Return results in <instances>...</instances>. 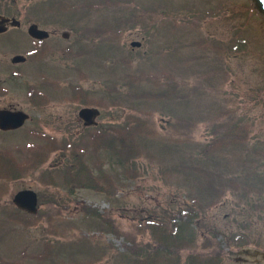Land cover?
<instances>
[{
  "label": "rangeland",
  "instance_id": "obj_1",
  "mask_svg": "<svg viewBox=\"0 0 264 264\" xmlns=\"http://www.w3.org/2000/svg\"><path fill=\"white\" fill-rule=\"evenodd\" d=\"M249 6L248 0H0V13L16 14L23 23L7 34L22 38L21 45L14 47L30 37L27 29L33 21L43 30L57 31L52 37L61 40L60 44L47 43L49 49L42 47L50 58L39 61V65L43 63L39 69L35 62L22 66L26 82L14 79L6 83L7 98L28 110L30 84L38 83L49 103L44 111L30 110L33 120L22 130L0 133V150L10 153L20 167L34 155L25 149L27 144L44 145L52 141L51 136L78 137L77 143L85 151L80 160L89 165L94 177L72 187L63 167L73 158L68 155L60 163L62 157L52 148L44 156L42 150H36L39 155L33 166L10 180L0 169V187L6 180L0 191V261L142 264L148 258L153 264H216L200 250L206 239L203 242L193 224L189 229L195 241L178 246L166 237L168 228L146 222L161 218L173 228L171 219L193 209L192 219L213 222L220 238L223 233L236 234L225 217L228 188L222 170L226 157L223 136L235 137L231 141L236 142L240 134L245 148L251 149L253 135L248 130L254 127L252 115L257 105L250 106L254 103L244 96L264 95V21ZM63 32L70 33L69 40L62 38ZM116 32H121L119 42L102 39L116 41L113 34H105ZM238 39L246 47L234 52L232 46ZM132 42L142 46L133 48ZM24 46L17 51L30 48ZM226 48L229 52L224 54ZM7 75L0 73L3 79ZM175 81L181 83L179 92ZM76 85L85 90L86 102L102 111L98 121L103 133L125 138L126 159L119 155L118 147L113 152L108 149L109 144L118 145L117 136L92 141L96 129H85L79 122L81 106L72 102ZM180 93L182 98L176 100ZM233 109L248 133L236 135L234 129L223 133L224 117H228L224 110ZM231 113L234 124L229 125L239 127L237 115ZM60 115L66 116V127L65 119L58 120ZM127 125L133 129L127 130ZM34 131L43 132L46 138L37 137ZM177 133L187 137L184 143L174 140ZM217 140L218 150H209L208 144ZM54 143L60 148L59 155L70 154L65 144ZM97 163L101 165L96 167ZM24 189L39 194V217L13 207V195ZM204 223H197L202 231L208 228ZM248 239L255 241L251 234ZM224 264L235 263L227 259Z\"/></svg>",
  "mask_w": 264,
  "mask_h": 264
},
{
  "label": "flooded vegetation",
  "instance_id": "obj_2",
  "mask_svg": "<svg viewBox=\"0 0 264 264\" xmlns=\"http://www.w3.org/2000/svg\"><path fill=\"white\" fill-rule=\"evenodd\" d=\"M3 10L5 11L6 9L4 8ZM0 19L3 21L6 20L5 24L8 26L13 23L12 21L9 20H15V19L21 22L20 28L22 27L23 24L22 20H20L16 14H12V13L11 15L6 13H0ZM34 24L37 23L33 21L30 22L28 25H34ZM10 31L0 34V73L3 74L4 71L8 73L6 78L3 79L0 77V111L1 110L24 111L26 113H30V110L37 111L43 109L44 111L49 103L48 97H43L34 94L35 95L34 98L29 100L30 110H28L24 106H21L19 103H13L12 100L7 98L8 89L6 87L8 85H6V83H9L14 79L16 80L25 79L26 82L27 74L24 72L22 66L25 65L29 66L34 64L35 62L37 64V69H39L40 66L43 64L42 63L41 65H39V61L42 60L48 61V59L50 58V57L48 59L46 58L45 56L46 51L41 52L39 54L40 52L39 47H41L42 50L44 49L42 47L46 46L47 43L60 44L61 40L59 37H52L55 34H57V31H54L53 33H51L50 37H45L46 38L45 40H37L33 37H26L27 39H25L24 44L20 46L21 43L23 42L22 38L7 37V34ZM62 38L66 40L65 37ZM18 44H20L18 47H14L17 46ZM27 44L30 45L29 49H26L25 51L22 52L17 51V49H20L21 47ZM14 52H19V53L13 54ZM60 52L62 51L60 50ZM48 54H52V53L49 52ZM19 57H22V59L21 58L17 59ZM38 86H39L38 83L34 85L30 84L27 86V89L28 91L31 89L40 90V91L44 90L43 88ZM250 97L255 98V101H253V103L254 106L257 105V110H255V112L252 115L253 117L252 121L254 123V127L252 126L253 141L251 142V147L254 153V159L248 164V167L251 168L250 170L247 169L246 172L249 173V175L247 176L248 180L257 182L258 193H249L250 196L248 198H245L243 200L236 199L235 202L231 200V197H229L227 201V206H226L227 213L225 214V217L229 220L227 226L233 227L234 231H239L240 234L242 233L245 234L246 236H249V234H251L255 238V241L258 243V246L264 247V239H263L264 237V108H263L264 95L256 94L255 96L250 95ZM244 98L246 99L245 96ZM63 119H65L64 125L66 127L68 125V123L66 122V116L64 115L58 116V120L60 122H62ZM32 120L33 119L31 117V122ZM10 132H17V131H10ZM239 194L240 193H235V196H238ZM235 214H237L238 217H236ZM233 224H235V227L233 226ZM228 252H231V250L228 249ZM232 254L233 256L230 255V257L233 258V261H235L233 263L243 264V261L240 258V256L236 257L235 253ZM243 254H245L246 256L248 255L247 253H243ZM237 260L241 262H238ZM246 260L248 261V259Z\"/></svg>",
  "mask_w": 264,
  "mask_h": 264
},
{
  "label": "water",
  "instance_id": "obj_3",
  "mask_svg": "<svg viewBox=\"0 0 264 264\" xmlns=\"http://www.w3.org/2000/svg\"><path fill=\"white\" fill-rule=\"evenodd\" d=\"M252 4L257 9L258 13L264 18V0H250ZM19 26L18 22H14L13 26ZM7 29L4 27L0 28V33L5 32ZM29 33L32 37L44 38L48 36V33L40 30L38 26L33 25L29 29ZM133 46H140V44L134 43ZM99 115V112L94 109H82L80 112V117H82L86 123L89 125L90 122ZM28 116L22 112H9L1 111L0 112V128L3 130L16 129L21 127ZM14 204L21 210L27 211L32 214L38 212V195L33 190H23L17 193L13 198ZM255 259V264H258V261H262L264 264V252L256 250H248ZM248 253V252H247ZM249 254V253H248Z\"/></svg>",
  "mask_w": 264,
  "mask_h": 264
},
{
  "label": "trees",
  "instance_id": "obj_4",
  "mask_svg": "<svg viewBox=\"0 0 264 264\" xmlns=\"http://www.w3.org/2000/svg\"><path fill=\"white\" fill-rule=\"evenodd\" d=\"M127 130L131 131V128L127 129ZM147 133L152 134V132H150V131H147ZM127 135L130 136L128 133H127ZM112 136H113V138H115V135H112ZM116 141H117L118 145H116V146L109 145V147L111 148L112 151L116 150V147H118L119 149L117 151H118L119 155L123 159H126L128 155L124 151L125 138H122V137L117 135ZM108 143H110V140L108 141ZM54 147H55V144H50L49 146L41 147V150L44 152V154L42 156H44L47 153V149L48 148H52L53 149ZM9 155H11V154L9 153ZM9 155L6 152H3V151H2V153L0 155V169L8 174V179L7 180L12 179L13 176H16L18 174L24 173L25 171H28L33 166L34 162L33 161L32 162L29 161V163L27 164V167L24 169L25 171H23L15 163V160L12 157H10ZM38 155L39 154L36 153V161L38 160V158H37ZM80 159H81V155H77L76 154L74 156L73 160L71 161V163L69 165L65 166V168L63 167V169H64L63 173H64V176L66 177L65 180L67 182H71L70 185L72 187H74V186H82L84 183H86V181H92L93 178H94L93 177V173H91V171L89 169L90 168L89 165H87L86 163H84V161H81ZM68 162H69V160H68ZM82 177H84V179H82ZM4 180H5V178H4ZM5 181H4L3 185H2V187H0V189H4L5 188ZM51 182H53V181H51ZM69 193L71 194L72 191L70 190ZM15 218L16 217H15V214H14L13 215V219H15ZM19 222L22 223L23 221H21V219H20ZM184 229L185 228L182 227V230H184ZM181 234H180V236H181ZM169 254H170V252H169ZM0 264H5V263H0Z\"/></svg>",
  "mask_w": 264,
  "mask_h": 264
}]
</instances>
